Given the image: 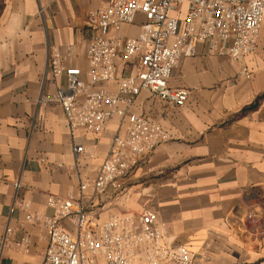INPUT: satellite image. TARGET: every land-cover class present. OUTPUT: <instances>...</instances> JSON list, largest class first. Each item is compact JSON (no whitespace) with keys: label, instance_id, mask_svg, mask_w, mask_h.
<instances>
[{"label":"crops","instance_id":"crops-1","mask_svg":"<svg viewBox=\"0 0 264 264\" xmlns=\"http://www.w3.org/2000/svg\"><path fill=\"white\" fill-rule=\"evenodd\" d=\"M106 2L0 0V264L42 263L46 234L40 223L25 220L20 205L29 204L32 215L50 216V196L80 199L96 211L98 224L151 209L166 242L190 249L194 264L264 259V243L252 246L230 220L264 199V24L256 51L243 61L200 45L194 57L178 63L169 86L189 93L184 107L142 92L134 112L161 125L169 140L146 157L122 193L109 188L95 195L92 188L81 193L80 184L96 178L124 125L115 120L103 133L72 132L55 101L66 76L54 77L48 62L57 51L65 67L79 68L87 80L94 34L87 15ZM144 22L139 16L137 24L111 36L137 37ZM116 65L117 75L127 76L137 61L118 58ZM76 146L84 148L79 156ZM61 226L75 234L70 222ZM24 235L31 238L30 249H14Z\"/></svg>","mask_w":264,"mask_h":264},{"label":"built area","instance_id":"built-area-1","mask_svg":"<svg viewBox=\"0 0 264 264\" xmlns=\"http://www.w3.org/2000/svg\"><path fill=\"white\" fill-rule=\"evenodd\" d=\"M145 22L137 37L111 36L112 30ZM88 25L94 32L87 47V80L76 67H65L57 51L49 58L54 77L62 73L66 85L56 89L55 101L62 107L73 132L84 129L103 133L112 121L124 125L116 133L109 154L91 183L80 184L83 193L92 188L95 195L112 188L118 195L146 157L169 140L161 125L133 107L147 91L174 107H184L189 93L169 86L174 69L186 57H194L200 45L233 61H243L254 53L264 24V0H107L88 12ZM137 61L135 72L117 75L116 60ZM247 78L250 74L244 70ZM79 156L82 146L75 147ZM18 188L19 185H16ZM25 220L40 223L47 237L41 264H194L195 256L185 246H171L157 224V214L145 209L139 215L122 214L98 224L96 211H89L73 196H50V216L29 213V204L20 205ZM250 238L251 245L264 243V199L230 218ZM68 221L75 234L64 230ZM7 229L3 245L7 242ZM32 241L24 235L12 247L28 251ZM256 264H264V259Z\"/></svg>","mask_w":264,"mask_h":264},{"label":"rangeland","instance_id":"rangeland-1","mask_svg":"<svg viewBox=\"0 0 264 264\" xmlns=\"http://www.w3.org/2000/svg\"><path fill=\"white\" fill-rule=\"evenodd\" d=\"M261 260H263V259H247L245 262H239V260L233 259L231 263L232 264H256L257 262H259ZM218 261H224V260L223 259H218ZM202 264H223V262L222 263H214V262H211V261L208 260V261H204Z\"/></svg>","mask_w":264,"mask_h":264}]
</instances>
